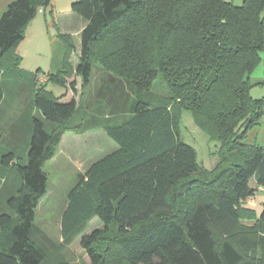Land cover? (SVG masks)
I'll use <instances>...</instances> for the list:
<instances>
[{
	"label": "trees",
	"instance_id": "obj_1",
	"mask_svg": "<svg viewBox=\"0 0 264 264\" xmlns=\"http://www.w3.org/2000/svg\"><path fill=\"white\" fill-rule=\"evenodd\" d=\"M50 4L8 2L0 15L2 71L11 70L5 53L24 39L38 9ZM70 9L86 24L75 68L70 35L58 34L52 46L49 79L64 93L54 96L43 86L35 91L36 73H22L7 88L0 84V112L21 88L32 95L9 127L0 124V140L4 133L26 136L21 161L11 139L0 154V165L12 166L17 177L0 206V264L48 262L51 242L34 224L47 192L44 164L65 132L95 129L117 149L79 172L60 218L61 246L80 237L88 257L82 264H264V229L241 226L248 215L239 206L251 180L264 188V145L246 141L264 116V99L252 98L249 84L264 53V0H76ZM94 68L101 74L89 110L83 94ZM76 76L84 110L75 123ZM157 76L167 95L151 92ZM184 109L219 143L215 168L221 178L213 184H194L203 168L194 148L179 138ZM186 196L191 205L184 208ZM95 217L101 226L84 233Z\"/></svg>",
	"mask_w": 264,
	"mask_h": 264
},
{
	"label": "rangeland",
	"instance_id": "obj_2",
	"mask_svg": "<svg viewBox=\"0 0 264 264\" xmlns=\"http://www.w3.org/2000/svg\"><path fill=\"white\" fill-rule=\"evenodd\" d=\"M10 0H0V15L6 9ZM76 0H51L48 7H43V12H36L33 18L34 22L26 32L24 39L16 48L7 51L3 57L7 71L0 69V84L7 88L13 85V79L19 77L22 73L37 74L34 81L35 91L42 87L54 96L64 93L65 88L59 84L53 83L49 79L51 70L52 46L55 44L58 36V24L62 23L72 13L79 17L70 9V4ZM234 5H241L243 0H226ZM33 28V29H32ZM77 41V40H76ZM17 57H21L17 64ZM75 60H78V54L75 52ZM13 69V70H12ZM101 71L94 68L91 88H89L83 99L88 105L89 110L93 102V94L97 87V80ZM73 96L79 102V108L74 116V122L81 119V111L84 110L83 102H80L82 95L81 81H77ZM250 95L254 99H264V53H260V58L249 74ZM151 92L159 95H167V89L161 76L154 79ZM30 90L20 89V95L13 103L4 102V110L0 112V124L5 128L12 123L11 117L18 114L23 106L28 102ZM7 125V126H6ZM7 132V131H6ZM4 133L0 140V154L10 149L11 144L16 147V159L21 161L26 152V136L20 133L17 136H9ZM10 137V138H9ZM179 138L184 143L192 146L196 152L197 163L202 167V173L199 177H194V184L202 186L203 181L209 180L217 182L221 178L220 170L216 169L217 152L219 143L210 140L209 136L195 123L190 110H182L179 121ZM61 141V140H60ZM246 141L249 143H260L264 145V116L259 119L247 133ZM117 148V144L109 138L102 129H95L81 134L75 132H65L63 141L56 150L52 158L44 164V171L47 175V192L39 200L35 210L34 224L38 226L50 240L49 260L46 264H53L57 260H65L68 264H82L88 262L85 251L80 246V237L76 238L69 246L64 247L60 233L61 213L67 203V195L79 178V172H84L85 167L90 162L97 161ZM60 151V152H58ZM77 153H83L80 157V170L74 165L73 160H77ZM85 155V156H84ZM88 156V157H87ZM14 162H12L13 164ZM225 166V165H223ZM17 177L12 166L2 167L0 165V206L6 195L8 186L15 183ZM251 192L246 195L239 206L245 210L248 217L241 221V226L251 229L256 227V231L264 229V190L258 187L256 183L250 181ZM184 208L191 205L189 196L183 198ZM182 209V211L184 210ZM262 214V215H261ZM261 215V216H260ZM251 216V217H249ZM101 221L93 218L84 233H89L93 228L100 227ZM260 226V227H259ZM114 247V246H111ZM115 249V247H114Z\"/></svg>",
	"mask_w": 264,
	"mask_h": 264
},
{
	"label": "crops",
	"instance_id": "obj_3",
	"mask_svg": "<svg viewBox=\"0 0 264 264\" xmlns=\"http://www.w3.org/2000/svg\"><path fill=\"white\" fill-rule=\"evenodd\" d=\"M78 15V14H77ZM34 20H32L26 27V30H25V35H26V32L28 31V29L31 27V25L33 24ZM86 24V21L82 18V17H77L75 16L74 14L70 13L68 14L67 18L62 22V23H59L58 24V34L62 33V34H68L72 37L73 39V42H74V45H75V49L74 51L72 52L71 56H70V63L72 65L73 68L76 67L77 63H78V60H75V52L79 55V50H80V40H81V31L82 29L84 28ZM33 29V28H32ZM77 40V41H76ZM81 81V78L79 76H76L75 77V81H76V86H77V81ZM13 90L17 91V88L16 87H13L12 88ZM14 91V92H15ZM63 137H64V134L61 136V141H60V144L62 143L63 141ZM117 149V148H116ZM115 149V150H116ZM114 151V150H113ZM60 152V151H58ZM83 156V153H77V160H73L74 161V165L77 169L80 170V167H82V163H81V159L80 157ZM85 156V155H84ZM88 157V156H87ZM93 163V162H90L88 164L87 167H85V169H87L89 167V165Z\"/></svg>",
	"mask_w": 264,
	"mask_h": 264
},
{
	"label": "built area",
	"instance_id": "obj_4",
	"mask_svg": "<svg viewBox=\"0 0 264 264\" xmlns=\"http://www.w3.org/2000/svg\"><path fill=\"white\" fill-rule=\"evenodd\" d=\"M38 12H43V10L41 8L38 9ZM264 190V188H261Z\"/></svg>",
	"mask_w": 264,
	"mask_h": 264
}]
</instances>
